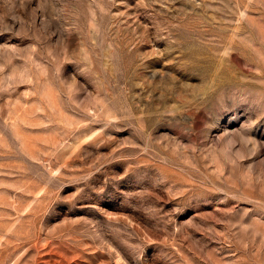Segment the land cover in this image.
<instances>
[{
    "label": "rangeland",
    "instance_id": "374dc122",
    "mask_svg": "<svg viewBox=\"0 0 264 264\" xmlns=\"http://www.w3.org/2000/svg\"><path fill=\"white\" fill-rule=\"evenodd\" d=\"M0 264H264V0H0Z\"/></svg>",
    "mask_w": 264,
    "mask_h": 264
}]
</instances>
